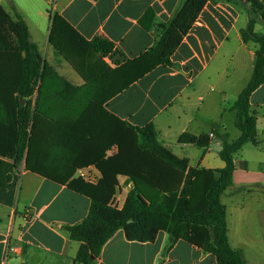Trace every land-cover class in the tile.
<instances>
[{
  "label": "crops",
  "instance_id": "1",
  "mask_svg": "<svg viewBox=\"0 0 264 264\" xmlns=\"http://www.w3.org/2000/svg\"><path fill=\"white\" fill-rule=\"evenodd\" d=\"M184 1L0 0V5L11 14L16 10L23 15L44 62L82 88L84 79L50 44L55 15L87 42L107 41L111 51L102 60L115 69L154 47L162 27ZM249 18L244 1L207 2L169 63L131 84L104 108L133 126L153 124L163 146L188 160L190 167L222 170V137L228 134V141L233 142L241 134L231 108L252 77L258 48L241 36ZM259 24L257 19L255 32L264 35V30H257ZM35 98H31L32 111ZM250 107L256 117L258 144L249 143L234 155V184L222 194L221 202L226 207L231 247L242 251L247 264H264V84L252 93ZM183 133L206 135L210 144L205 148L179 144ZM78 176L97 182L101 174L91 166L79 169ZM118 180L112 204L120 209L134 184L124 176ZM90 206L88 197L27 171L24 163L16 168L12 159L0 155V264H78L81 243L72 240L65 227L81 223ZM251 233L253 253L248 255ZM94 264L217 262L212 254L183 240L174 241L165 231L154 242L141 243L129 241L119 230Z\"/></svg>",
  "mask_w": 264,
  "mask_h": 264
},
{
  "label": "trees",
  "instance_id": "2",
  "mask_svg": "<svg viewBox=\"0 0 264 264\" xmlns=\"http://www.w3.org/2000/svg\"><path fill=\"white\" fill-rule=\"evenodd\" d=\"M209 1L185 0L162 27L154 47L115 69L102 60L111 51L107 41L87 42L55 15L50 44L84 79L82 88L44 62L23 15L15 10L12 16L0 5V155L12 159L16 168L24 163L27 171L91 200L87 217L65 227L81 243L76 263L94 264L104 245L123 230L129 241L141 243L154 242L165 231L174 241L212 254L217 264H247L242 251L230 245L221 196L234 184V155L249 143L258 144L250 97L264 84V35L255 32L257 19L264 23V0H240L250 13L242 39L258 48L252 77L231 108L241 134L233 142L228 134L222 137V170L190 167L163 146L153 124L133 126L104 108L131 84L169 63ZM177 142L205 148L210 138L183 133ZM91 166L101 174L97 182L76 177L79 169ZM120 176L134 187L118 209L112 202Z\"/></svg>",
  "mask_w": 264,
  "mask_h": 264
},
{
  "label": "rangeland",
  "instance_id": "3",
  "mask_svg": "<svg viewBox=\"0 0 264 264\" xmlns=\"http://www.w3.org/2000/svg\"><path fill=\"white\" fill-rule=\"evenodd\" d=\"M11 15L13 16V14H11ZM260 26H261V28H260ZM263 27H264V24H262L261 19H260V24L257 27L258 32L263 31L264 30ZM253 237H254V235L252 233L249 234V236H248V243H249V245H248V247H246V252H247L248 255L253 253V248H252L253 247Z\"/></svg>",
  "mask_w": 264,
  "mask_h": 264
},
{
  "label": "built area",
  "instance_id": "4",
  "mask_svg": "<svg viewBox=\"0 0 264 264\" xmlns=\"http://www.w3.org/2000/svg\"><path fill=\"white\" fill-rule=\"evenodd\" d=\"M212 136V135H211ZM95 180V179H94ZM11 251H15V248H12Z\"/></svg>",
  "mask_w": 264,
  "mask_h": 264
}]
</instances>
